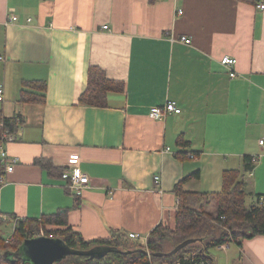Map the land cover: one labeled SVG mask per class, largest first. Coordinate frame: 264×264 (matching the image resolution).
Segmentation results:
<instances>
[{"label":"crops","instance_id":"crops-1","mask_svg":"<svg viewBox=\"0 0 264 264\" xmlns=\"http://www.w3.org/2000/svg\"><path fill=\"white\" fill-rule=\"evenodd\" d=\"M259 2L0 0V110L22 119L6 145L17 164L0 181L5 243L19 220L62 211L85 241L110 239L111 230L142 237L160 224L173 230L176 187L186 179L185 193H220L223 172L241 171L246 157L257 162L251 176L245 173V204L264 197ZM225 56L237 61L233 78L220 63ZM93 68L116 89L98 105H85L80 97ZM43 82L42 103L22 101V91H38L29 83ZM168 101L181 114L148 116ZM179 136L189 144L184 149ZM72 167L90 179L80 197L65 189ZM211 256L214 264H264V236L213 249Z\"/></svg>","mask_w":264,"mask_h":264},{"label":"trees","instance_id":"trees-1","mask_svg":"<svg viewBox=\"0 0 264 264\" xmlns=\"http://www.w3.org/2000/svg\"><path fill=\"white\" fill-rule=\"evenodd\" d=\"M28 86L38 91L37 93L22 91V101L42 103L46 84L44 82L29 83ZM114 89L116 88L103 78L101 72L93 68L89 72L88 87L80 97V103L98 105L99 100L104 99L106 92ZM21 123L20 117L6 118L0 110V145L4 143L7 136H15ZM177 145L184 149L189 144L184 141L182 136H179ZM178 157L185 159L186 154L180 153ZM36 163L50 171L52 169L49 163L45 161H37ZM254 166L252 158L246 157L241 171H224L222 190L213 195L183 192L182 183L185 179L175 189V194L180 198L179 208L175 215V228L169 230L161 224L158 225L149 234L146 245L138 244L130 240L127 235L113 230H111L112 237L110 239L85 241L80 233L68 225L66 212L62 211L43 216L40 220H19L11 241L8 243H5V240L0 236V264H21L18 260L12 263L4 257V254L14 253L24 240L39 236V231H43L45 237L52 236L63 240L71 249L86 251L99 246H109L121 252H132L130 254L110 253L101 260L69 256L58 264H152L155 262L160 264L172 262L179 258L181 259L180 264H197L201 261L206 264H214L211 256L213 249L231 243L240 247L241 242L245 239L264 236V197L258 195L254 197L253 204H245V173L253 171ZM3 175L4 166L0 161V181ZM193 177H198V174H194ZM210 200H214L220 205L217 215L205 211V205ZM47 226H58L62 229L48 230ZM192 239L197 242L188 245L172 256L154 257L159 253H169L179 244ZM168 247L170 248L168 249ZM145 251L150 253L152 257H148L144 253ZM191 252H196L197 256L188 261H183L182 257Z\"/></svg>","mask_w":264,"mask_h":264},{"label":"built area","instance_id":"built-area-1","mask_svg":"<svg viewBox=\"0 0 264 264\" xmlns=\"http://www.w3.org/2000/svg\"><path fill=\"white\" fill-rule=\"evenodd\" d=\"M257 7L260 10H264V0H260ZM179 13H180V11H179ZM16 20H17V18L15 16L11 17V21H16ZM28 21H30V20L28 19ZM102 29L110 31L107 26L102 27ZM180 41L186 45L191 44V40L186 38V37L180 38ZM220 63H221V65H223L224 67H226L228 69L229 76L231 78L236 76V73L234 72V66L237 63L236 59H234L232 57L225 56L221 59ZM2 97H3V90H2V88H0V102L2 101ZM178 114H181V109L177 106V104L174 101H168L162 106L151 107L149 112H148V116L151 119L158 120V121L164 120L169 115H178ZM12 141H14V136H7L5 138L4 143L2 145H0V161H1L2 165L4 166V174L12 172L13 168L17 164V159L10 157L6 151V145ZM259 144L264 145V142L261 140V141H259ZM189 157L194 158L193 155H189ZM69 160L73 161L74 156H70ZM256 162H257V158H252V164L255 165ZM65 174H66L65 189L67 190L68 193L73 194L74 196L80 197L81 194L83 193V191L85 189L89 188L90 179L86 174L81 172L79 168L72 167L68 170V172L66 171ZM251 175H252V171L249 172V176H251ZM2 181H3V178H1V182ZM153 183L156 186L160 185L159 175H155L153 177ZM261 200H262V198H261ZM128 238L134 242L141 243V245H146L147 239H148V237H142L139 234H134V233L128 234ZM140 241H142V242H140ZM6 243H8V241H6ZM149 254L150 253H148V257H150ZM195 256H197V253L191 252L190 254L184 255V257H182V260L188 261L189 259H191L192 257H195ZM180 260L181 259L179 258L178 260H174L172 262H164L162 264H180ZM197 264H206V263L201 261L200 263H197Z\"/></svg>","mask_w":264,"mask_h":264},{"label":"water","instance_id":"water-1","mask_svg":"<svg viewBox=\"0 0 264 264\" xmlns=\"http://www.w3.org/2000/svg\"><path fill=\"white\" fill-rule=\"evenodd\" d=\"M195 242H197L195 239L186 240L176 246L171 252L159 253L154 255V257L162 258L172 256L181 249ZM140 251L143 252V250ZM118 252L124 254L132 253L130 251L121 252L118 249L109 246H99L86 251L76 250L69 248L63 240L59 238L41 236L24 240L14 253H5L4 257L7 260L12 261V263L18 260L21 264H58L69 256H81L88 257L91 260H101L110 253ZM144 253L148 255L146 251ZM150 257H152V255H150Z\"/></svg>","mask_w":264,"mask_h":264},{"label":"rangeland","instance_id":"rangeland-1","mask_svg":"<svg viewBox=\"0 0 264 264\" xmlns=\"http://www.w3.org/2000/svg\"><path fill=\"white\" fill-rule=\"evenodd\" d=\"M248 174V176H249V172L247 173ZM248 201H249V199H248ZM247 200H246V202H248ZM250 205V204H249ZM219 204H218V202H216V201H214V200H210V202H208L206 205H205V211H207V212H209V213H211V214H213V215H217V213H218V208H219ZM39 236H37V237H41V236H43V234H44V232L43 231H39ZM128 236V235H127ZM4 238H6V235H4L3 236ZM48 237V236H47ZM52 237V236H51ZM51 237H48V238H51ZM53 238V237H52ZM140 242H142V241H140ZM138 244H141V243H138ZM232 246H234V245H232ZM170 247H168V249H169ZM152 264H158V263H152ZM160 264H162V263H160Z\"/></svg>","mask_w":264,"mask_h":264}]
</instances>
